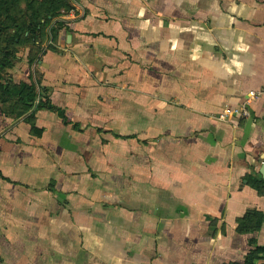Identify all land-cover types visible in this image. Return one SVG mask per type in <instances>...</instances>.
<instances>
[{
  "label": "crops",
  "instance_id": "1",
  "mask_svg": "<svg viewBox=\"0 0 264 264\" xmlns=\"http://www.w3.org/2000/svg\"><path fill=\"white\" fill-rule=\"evenodd\" d=\"M70 4L0 72V264H264V0Z\"/></svg>",
  "mask_w": 264,
  "mask_h": 264
},
{
  "label": "trees",
  "instance_id": "2",
  "mask_svg": "<svg viewBox=\"0 0 264 264\" xmlns=\"http://www.w3.org/2000/svg\"><path fill=\"white\" fill-rule=\"evenodd\" d=\"M30 1V0H29ZM16 1L0 0V72L12 68L13 61L16 60L17 46L28 44L35 45V41L44 36V26L51 19L60 14V10L68 11L72 8L70 0H45L42 5L31 3L30 16L21 15V8L16 7ZM35 55V54H34ZM34 55L30 56V63L34 60ZM19 94L22 103L29 108L36 97L35 89L32 85L25 83L11 84L0 81V98L8 96L11 90ZM28 103V104H27ZM64 116L63 112L55 107H51ZM32 128H34L32 124ZM256 189L258 183L253 182ZM264 192V181L261 182ZM264 214L259 212H248L239 225L243 230H253L259 227ZM246 264H251V256L247 257Z\"/></svg>",
  "mask_w": 264,
  "mask_h": 264
},
{
  "label": "rangeland",
  "instance_id": "3",
  "mask_svg": "<svg viewBox=\"0 0 264 264\" xmlns=\"http://www.w3.org/2000/svg\"><path fill=\"white\" fill-rule=\"evenodd\" d=\"M10 2H14V0H8ZM16 2V7L17 8H21L22 10V13L21 15H28L30 16V11L32 10L30 7H31V3L33 2L35 5L36 4H39V5H42V3L44 4L45 3V0H15Z\"/></svg>",
  "mask_w": 264,
  "mask_h": 264
},
{
  "label": "built area",
  "instance_id": "4",
  "mask_svg": "<svg viewBox=\"0 0 264 264\" xmlns=\"http://www.w3.org/2000/svg\"><path fill=\"white\" fill-rule=\"evenodd\" d=\"M253 95H254V93L251 92V93H250V96H253ZM238 112H239V111H238V108H237V109H236V108H227V109L224 110L223 112L219 113L217 117H218V119H220V120H226V119H228L230 116H233V115L237 114ZM241 114L244 115V116L248 115V113H247L246 110H242V111H241Z\"/></svg>",
  "mask_w": 264,
  "mask_h": 264
},
{
  "label": "water",
  "instance_id": "5",
  "mask_svg": "<svg viewBox=\"0 0 264 264\" xmlns=\"http://www.w3.org/2000/svg\"><path fill=\"white\" fill-rule=\"evenodd\" d=\"M259 172L262 175V178L264 179V163L261 165Z\"/></svg>",
  "mask_w": 264,
  "mask_h": 264
}]
</instances>
